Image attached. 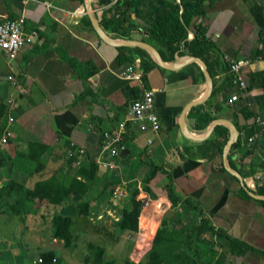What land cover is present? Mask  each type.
I'll return each mask as SVG.
<instances>
[{
	"label": "crops",
	"instance_id": "obj_1",
	"mask_svg": "<svg viewBox=\"0 0 264 264\" xmlns=\"http://www.w3.org/2000/svg\"><path fill=\"white\" fill-rule=\"evenodd\" d=\"M162 1L142 0L137 11H132V26L126 35L115 39L103 31L117 42L149 44L144 29L154 21ZM85 2L0 0V14L13 19L23 16L24 33L30 39L12 61L0 53V104L9 98L19 100V108L10 114L14 119L10 125L13 137L0 148L10 156L24 153L29 161L42 165L27 172V187L50 177L70 183L77 168L74 152L68 147L70 142L84 147L83 160L91 158L96 163L99 180L88 216L77 215L79 195L71 196L67 203L55 208L39 206L26 223L9 216L10 212H0V264H37L41 254L47 252H53L54 262L50 264H91L88 244L98 245L93 239L113 244L110 236H115L111 235L113 218L119 214L118 209L112 212L106 190L124 184L127 195L133 189L150 199L140 187L152 166L158 171L148 188L156 198L149 210L139 216L137 239L127 253L128 259L140 261L148 250L140 252L141 237L149 234L153 238L160 218H172L163 189L170 184L177 196L195 205L211 226L252 249L243 257H231L220 247L221 239L213 237L214 243L218 241L217 247L206 250L203 258L213 252L211 264H264V255L258 253H264V208L257 203L264 199H255L249 194L251 199L241 197L242 186L236 177L252 193L264 181V139L247 144V138L254 132V117L259 115L264 119V59H257L264 57V0H204V14L194 23L206 29L212 43V49L204 54L207 63L201 60L211 77L210 91L201 67L190 61L186 52L162 61L170 69L156 64L146 74L144 86L153 91V110L160 130L153 136L132 131L126 151L114 160V170L99 162L101 133L114 129L123 119L126 107L140 94L139 84L119 76L128 65L142 68L140 57L132 49L139 46L107 44L93 27L82 26L80 20L88 12L99 24L104 8L92 0L87 9ZM191 38L189 33L188 39ZM119 47L123 48L119 50ZM120 55L126 60H118ZM230 60L249 61L240 68L244 90L233 82V74L227 69ZM76 65L84 73L92 71L87 80L77 76ZM12 75L24 88L25 94L20 97L8 82ZM85 90L88 93L79 98ZM235 95L237 98L232 101ZM201 99L199 104L187 108ZM183 113V126L192 136L205 134L212 121L225 128V144L232 133L234 142L227 153L224 155L222 150L210 160L187 157L182 148L195 149L216 126L205 139L187 138L181 127ZM204 115L211 118L210 122L205 128L195 130L197 119ZM149 138L151 144L147 145ZM233 144L237 145L232 147ZM229 160L234 168L229 166ZM12 173L15 171L10 165L8 169L0 168V186ZM105 184L108 187L98 197V191ZM155 202L162 203L161 212ZM52 212L72 218L75 240L71 248L65 249L61 241L51 238L49 216ZM112 256L116 257L106 253L107 258L113 259Z\"/></svg>",
	"mask_w": 264,
	"mask_h": 264
},
{
	"label": "trees",
	"instance_id": "obj_2",
	"mask_svg": "<svg viewBox=\"0 0 264 264\" xmlns=\"http://www.w3.org/2000/svg\"><path fill=\"white\" fill-rule=\"evenodd\" d=\"M77 1L83 4L85 0ZM93 2L97 6L104 7L99 21L101 29L117 39L119 36L126 35L131 29L132 11L134 13L137 11L142 0H122L110 8H105L109 5L110 0H93ZM203 14L204 0H163L154 21L144 29L148 37L146 41L157 49L162 61L166 60L167 57L186 52L190 57L198 58L207 63L204 54L212 49V43L207 38L206 29L202 25L194 23V20ZM80 21L82 26L92 28L88 15L82 17ZM189 33L192 34L191 39H188ZM122 48L119 47V50ZM132 49L137 52L141 59L144 73L142 80L145 82L146 74L156 63L143 48L133 47ZM120 59L126 60L122 55L118 57V60ZM76 66L74 68L80 79L87 80L92 74V71L84 73L80 65ZM227 69L229 71V66ZM87 93L85 90L79 98L84 97ZM7 112L6 103L0 104V136L6 127ZM204 116L197 119L195 130L205 128L210 122L211 118ZM225 133V128L216 126L212 134L203 142L198 143L195 149L183 147L181 151L194 160L199 158L210 160L216 153H222L226 142ZM131 134L132 132H127L124 135L126 147L127 143L132 140ZM236 145L233 144L232 147ZM9 165L15 173H12L10 179L1 183L0 212H10L9 216L17 217L20 222L26 223L31 216L36 214L39 206L44 204L45 207L55 208L67 203L71 196L79 195L80 201L76 204L77 215L88 216L90 214L89 206L93 200V192L99 185V180L96 179L98 167L91 158H85L76 166L75 176L69 184H65L55 177H50L38 180L31 187H27L25 185L27 172L30 169L36 170L42 165L29 161L24 153L10 156L4 148H0V168L8 169ZM229 166L234 168L230 160ZM157 171L158 168L150 167L141 182V191L147 193L150 198H156L148 188V183ZM106 187L108 184L102 186V190L98 191V197L105 191ZM163 189L166 192L169 207L175 210L173 217L163 218L160 221L150 247L140 261L133 262L125 257L119 264H211L213 257L211 253L213 252H210L209 256L202 257L206 250H212L215 245L214 238L213 240L209 239V241L204 240L203 237L206 235L221 239L220 247L231 257H243L248 251H252L243 242L233 239L224 231L211 226L207 219L201 217L195 205L189 204L187 200L177 196L170 184L165 185ZM253 193L259 197H264V181L254 188ZM131 195L118 208L119 216L117 221L113 222V233L122 235L126 232H130V234L138 232L142 202L137 200L136 195ZM239 195L251 199L244 188L239 190ZM257 203L264 208V200H257ZM49 226L51 238L61 241L65 249L73 246L75 238L71 230L72 218L52 212L49 216ZM203 244H206V248ZM88 253V261L91 264H118L115 259L107 258L104 248L99 245L89 243ZM258 253L264 255L263 252ZM52 257L53 252L41 254L42 264L52 263Z\"/></svg>",
	"mask_w": 264,
	"mask_h": 264
},
{
	"label": "built area",
	"instance_id": "obj_3",
	"mask_svg": "<svg viewBox=\"0 0 264 264\" xmlns=\"http://www.w3.org/2000/svg\"><path fill=\"white\" fill-rule=\"evenodd\" d=\"M31 0H24L28 2ZM122 0H110L109 5L105 8H110L116 3ZM81 12H78L80 14ZM75 14V13H73ZM30 41L28 35L24 33V18L19 16L18 18H8L5 14H0V53L4 55L7 61H12L16 58L21 48ZM257 59H264V57L258 56ZM249 61L234 62L229 61V71L233 74V82L240 87L241 90L245 89L244 81L240 75V68L242 65H247ZM143 70L140 67L128 65L125 70L119 74V76L126 80L136 82L140 85L141 91L138 97L133 100L127 107L123 116L114 129L103 131L101 133V146L98 156L99 162L110 170H114V160L123 152L126 151V143L124 142V135L129 131H135L139 134L155 135L160 130V123L157 115L153 110V91L144 86ZM10 86L17 93V97L25 94L24 88L19 83L16 76L12 75L8 77ZM237 96H232L231 100L235 101ZM19 100L15 98H9L6 100V106L8 108L9 117L6 123V127L0 136V147L7 144L8 140L13 137L11 124L13 123V117L10 116L12 112L19 108ZM254 132L247 138V144L253 143L255 140L264 139V119L256 115L253 120ZM147 145L151 144V138L147 140ZM68 147L73 151L75 166H78L85 157V149L82 146L77 145L75 142H70ZM105 159V161H102ZM127 197V191L125 185L115 186L111 190L109 196L110 207L112 212H115L124 202ZM142 203L141 212L149 210L151 203L148 197L139 198ZM148 206V207H147ZM145 213V212H144ZM112 217V215H110ZM100 220L101 217H97ZM118 218H113V221H117ZM91 222H94L90 218ZM127 235H131L130 232ZM54 261V260H52ZM37 263H42V258L37 259Z\"/></svg>",
	"mask_w": 264,
	"mask_h": 264
},
{
	"label": "water",
	"instance_id": "obj_4",
	"mask_svg": "<svg viewBox=\"0 0 264 264\" xmlns=\"http://www.w3.org/2000/svg\"><path fill=\"white\" fill-rule=\"evenodd\" d=\"M92 0H86L85 2V5H86V8L88 9L90 3H91ZM88 15H89V12H88ZM89 18H90V21H91V25L94 29V31L96 32V34L98 35V37L105 43L107 44H110V45H113V46H130L131 45H137L141 48H143L144 50H146L148 52V54L152 57V59L154 60V62L162 67V68H167V69H170L168 68L167 65H165L158 52L152 47L150 46L149 44L147 43H144V42H133V43H128V42H117V41H114L112 38H110L108 35L105 34V32L101 29V27L99 26V24L95 21V19H93V17H91V15H89ZM190 61H193V62H196L197 64H199V66L201 67V70H202V73L204 75V78H205V82H206V85H207V88H208V91H210L211 89V77L209 75V73L207 72L206 70V67L204 65V63L198 59V58H195V57H189L188 58ZM203 99L199 100V101H196L194 103H191L188 105L187 108L191 107V106H195L197 104H199L200 102H202ZM186 108V109H187ZM186 109L184 110V113L186 111ZM184 113L182 115V124H181V127H182V132L183 134H185V136H187V138H190V139H193V140H202V139H205L209 133L212 131V129L216 126L217 121H212L206 128V132L205 134H202V136L200 137H195V136H192L188 133V131L185 129V127L183 126V120H184ZM234 142V135H232V133L230 134V138L228 140V142L225 144L224 148H223V153L224 155L227 153V151L229 150V147L230 145ZM237 179L240 181V184L242 186V188H244V190H246V192L252 197V198H255V199H264V197H259V196H256L254 193L248 191V189L244 186L243 182L241 181V178L236 175Z\"/></svg>",
	"mask_w": 264,
	"mask_h": 264
},
{
	"label": "rangeland",
	"instance_id": "obj_5",
	"mask_svg": "<svg viewBox=\"0 0 264 264\" xmlns=\"http://www.w3.org/2000/svg\"><path fill=\"white\" fill-rule=\"evenodd\" d=\"M114 187L115 186H113L112 188H110L108 191L106 190V195H107V199L109 200V196H110V192H111V190L112 189H114ZM135 190H131V192H132V195L134 194V195H136L137 197L139 196L140 198H143L141 195H139L138 193H139V191L137 190V192H134ZM131 195V196H132ZM145 196L147 195V193H145L144 194ZM155 195V194H154ZM129 195H127V197H128ZM148 196V195H147ZM126 197V198H127ZM149 199V198H148ZM126 200V199H125ZM152 200H155V198H150L149 199V202L151 203V205L152 204H154V202L152 201ZM157 201H159V200H157ZM144 202L145 201H143L142 203H143V206H145L144 205ZM142 203H141V206H142ZM155 204H156V207L159 209H157L159 212H161L162 210H163V205H162V203H158V202H155ZM148 207V206H147ZM169 209L171 210V212H173V214H174V211L175 210H173V209H171L170 207H169ZM168 209V210H169ZM167 210V211H168ZM146 211L147 210H145V211H142L141 212V210H140V215H142V214H145L146 213ZM145 212V213H144ZM118 213V212H117ZM155 215V214H154ZM153 215V216H154ZM143 216H145V218H146V216L147 215H143ZM142 216V217H143ZM173 217V216H172ZM163 218H165V216H162V218H160V221L163 219ZM143 222V221H142ZM160 223V222H159ZM108 225H109V227L111 226V224H109L108 223ZM138 231H139V228H138ZM138 233V232H137ZM137 233L136 234H131V235H127V234H125V233H123L122 235H120V234H117V233H112L111 232V235H115L116 237H118L117 239V242H114V239H115V236H110L112 239H113V244L115 245V249L113 248V244L112 243H106V242H104V241H101V240H95V239H93L92 241H93V243H96V244H98V245H101V246H104L105 247V251H106V253L109 255V256H111V255H114V256H116V257H113V259H115L116 261H120V259L121 258H125L126 256H127V253H129L130 251H131V249H132V247H133V245H134V242L136 241V239H137ZM81 238H84V237H81ZM142 239H140V241L139 242H141V240L143 241V243H142V247H141V249H140V252L141 253H143V252H145V250H147L146 248H148L149 249V247H150V243H151V241H152V238L149 236V234H145V236H142L141 237ZM204 238V240H208L209 241V239H211V240H213V237H211V236H209V235H206V236H204L203 237ZM116 243V244H115ZM215 244V247H217V245L216 244H218V241L217 242H215L214 243ZM203 246H204V248H206V244H203ZM119 259V260H118ZM120 262H118V264H119Z\"/></svg>",
	"mask_w": 264,
	"mask_h": 264
},
{
	"label": "clouds",
	"instance_id": "obj_6",
	"mask_svg": "<svg viewBox=\"0 0 264 264\" xmlns=\"http://www.w3.org/2000/svg\"><path fill=\"white\" fill-rule=\"evenodd\" d=\"M125 201H126V200H125ZM125 234H128V233L126 232ZM52 260H54V259H52ZM52 262H54V261H52ZM37 264H42V263H37Z\"/></svg>",
	"mask_w": 264,
	"mask_h": 264
},
{
	"label": "bare ground",
	"instance_id": "obj_7",
	"mask_svg": "<svg viewBox=\"0 0 264 264\" xmlns=\"http://www.w3.org/2000/svg\"><path fill=\"white\" fill-rule=\"evenodd\" d=\"M129 132H132V131H129Z\"/></svg>",
	"mask_w": 264,
	"mask_h": 264
}]
</instances>
